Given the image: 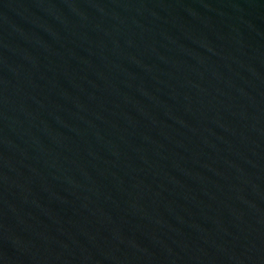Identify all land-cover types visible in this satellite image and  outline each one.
Instances as JSON below:
<instances>
[{"label":"water","instance_id":"obj_1","mask_svg":"<svg viewBox=\"0 0 264 264\" xmlns=\"http://www.w3.org/2000/svg\"><path fill=\"white\" fill-rule=\"evenodd\" d=\"M0 264H264V0H0Z\"/></svg>","mask_w":264,"mask_h":264}]
</instances>
